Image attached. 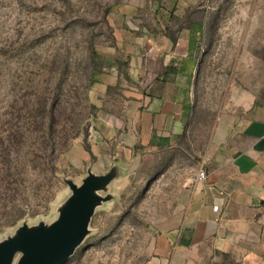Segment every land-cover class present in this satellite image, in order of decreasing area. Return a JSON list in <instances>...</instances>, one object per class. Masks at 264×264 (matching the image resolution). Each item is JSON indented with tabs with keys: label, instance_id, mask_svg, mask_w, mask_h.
I'll return each mask as SVG.
<instances>
[{
	"label": "rangeland",
	"instance_id": "374dc122",
	"mask_svg": "<svg viewBox=\"0 0 264 264\" xmlns=\"http://www.w3.org/2000/svg\"><path fill=\"white\" fill-rule=\"evenodd\" d=\"M196 22L195 105L180 144L95 157L110 120L151 82L161 32ZM263 96L264 0H0V244L24 225L56 222L70 183L109 175L66 264H146L157 223L200 171L218 122Z\"/></svg>",
	"mask_w": 264,
	"mask_h": 264
},
{
	"label": "crops",
	"instance_id": "0c3cea01",
	"mask_svg": "<svg viewBox=\"0 0 264 264\" xmlns=\"http://www.w3.org/2000/svg\"><path fill=\"white\" fill-rule=\"evenodd\" d=\"M161 34L151 82L124 118L110 120L105 140L93 146L95 157L114 150L122 161L180 144L194 111L204 28L196 22ZM215 135L200 169L205 180H197L198 172L175 210L157 223L146 264H264V96L242 114L221 119Z\"/></svg>",
	"mask_w": 264,
	"mask_h": 264
},
{
	"label": "water",
	"instance_id": "95a60500",
	"mask_svg": "<svg viewBox=\"0 0 264 264\" xmlns=\"http://www.w3.org/2000/svg\"><path fill=\"white\" fill-rule=\"evenodd\" d=\"M111 176L89 175L82 185L70 183L72 197L61 210L60 218L50 226L21 227L14 239L0 244V264H66L83 243L95 209L106 201L98 195L110 183Z\"/></svg>",
	"mask_w": 264,
	"mask_h": 264
},
{
	"label": "built area",
	"instance_id": "2783aa9c",
	"mask_svg": "<svg viewBox=\"0 0 264 264\" xmlns=\"http://www.w3.org/2000/svg\"><path fill=\"white\" fill-rule=\"evenodd\" d=\"M205 178H206L205 171L204 170H200L198 175H197V180L198 181H203V180H205ZM216 210H217V208H216Z\"/></svg>",
	"mask_w": 264,
	"mask_h": 264
},
{
	"label": "trees",
	"instance_id": "16d2710c",
	"mask_svg": "<svg viewBox=\"0 0 264 264\" xmlns=\"http://www.w3.org/2000/svg\"><path fill=\"white\" fill-rule=\"evenodd\" d=\"M115 13H118V8L114 11Z\"/></svg>",
	"mask_w": 264,
	"mask_h": 264
}]
</instances>
